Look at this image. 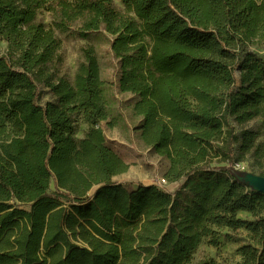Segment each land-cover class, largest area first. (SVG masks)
I'll return each instance as SVG.
<instances>
[{
	"label": "trees",
	"instance_id": "trees-1",
	"mask_svg": "<svg viewBox=\"0 0 264 264\" xmlns=\"http://www.w3.org/2000/svg\"><path fill=\"white\" fill-rule=\"evenodd\" d=\"M119 1L0 0V264H192L225 230L248 233L239 264H264V194L235 165L264 177V59L248 49L264 43V0ZM72 29L112 37L119 91L137 97L136 131L174 193L114 181L130 165L106 141L94 47L73 81L52 68ZM41 88L55 100L41 105Z\"/></svg>",
	"mask_w": 264,
	"mask_h": 264
},
{
	"label": "rangeland",
	"instance_id": "rangeland-1",
	"mask_svg": "<svg viewBox=\"0 0 264 264\" xmlns=\"http://www.w3.org/2000/svg\"><path fill=\"white\" fill-rule=\"evenodd\" d=\"M115 5L120 11L123 10L119 0H115ZM38 20L45 24L46 27L51 25V17L47 13L40 15ZM56 34L61 42L59 53L61 61L52 65V68L57 72L58 76L73 81L80 63L83 62L82 50L85 47L92 46L96 51L100 63L101 77L105 82L106 98L112 115L111 122L114 124L109 127L107 123H103L106 141L130 165L129 171L115 178L114 181L130 190L137 189L139 185L159 186L169 167V161L166 158L157 156L153 150L146 147L136 131V128L141 124V119L136 117L132 111L137 97L119 91V62L111 50L112 37L105 31H100L89 35L87 39H81L75 29L68 33L57 32ZM6 48L7 45L4 42H0V53H4ZM248 49L259 58L264 59V43L249 46ZM53 100L55 99L49 90L41 88L39 103L45 105ZM262 122L263 118L258 117L246 123L243 127L237 126L234 122L233 124L237 132L241 128L259 131ZM88 128L86 124L79 121L75 138L79 140L84 137ZM262 140H264L263 137L260 138V141ZM250 164H252V161L247 162L244 160L235 164L237 169L247 173V180L249 177H258L261 172L258 168H252ZM180 186V184H169L166 191L174 193ZM98 188L95 187L90 192V195L94 194ZM22 209H27V207H22ZM239 217L245 220L253 219L246 212L240 213ZM221 235L218 247L210 245L209 240H205L195 252L192 264L208 261H215L220 264L241 263L242 257L239 249L248 242V233L244 230L238 232L225 230L221 232ZM227 235L230 238L226 237Z\"/></svg>",
	"mask_w": 264,
	"mask_h": 264
},
{
	"label": "water",
	"instance_id": "water-1",
	"mask_svg": "<svg viewBox=\"0 0 264 264\" xmlns=\"http://www.w3.org/2000/svg\"><path fill=\"white\" fill-rule=\"evenodd\" d=\"M246 178L247 174L244 178H240V181L248 183L255 191L264 194V177H249L248 180Z\"/></svg>",
	"mask_w": 264,
	"mask_h": 264
},
{
	"label": "built area",
	"instance_id": "built-area-1",
	"mask_svg": "<svg viewBox=\"0 0 264 264\" xmlns=\"http://www.w3.org/2000/svg\"><path fill=\"white\" fill-rule=\"evenodd\" d=\"M170 183L167 182V180L165 178H163L161 181H160V185L158 186L161 190H164L166 191V188L168 187ZM169 193H173V192H169Z\"/></svg>",
	"mask_w": 264,
	"mask_h": 264
}]
</instances>
